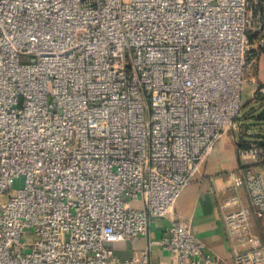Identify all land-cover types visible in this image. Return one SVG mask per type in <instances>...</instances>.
Returning <instances> with one entry per match:
<instances>
[{"label": "built area", "instance_id": "obj_1", "mask_svg": "<svg viewBox=\"0 0 264 264\" xmlns=\"http://www.w3.org/2000/svg\"><path fill=\"white\" fill-rule=\"evenodd\" d=\"M262 50L264 0H0V264H218L177 218L112 243L148 240L228 131L233 264H264V143L239 121Z\"/></svg>", "mask_w": 264, "mask_h": 264}, {"label": "crops", "instance_id": "obj_2", "mask_svg": "<svg viewBox=\"0 0 264 264\" xmlns=\"http://www.w3.org/2000/svg\"><path fill=\"white\" fill-rule=\"evenodd\" d=\"M264 61V50L257 54L254 74L257 82L264 83L263 73L260 71V61ZM252 83V82H251ZM263 105V106H262ZM261 107V108H259ZM264 95L256 94L244 102L242 101L241 116L245 122L247 138L254 140L264 139ZM258 108V110H256ZM258 128V130L255 129ZM234 134L220 137L206 160L200 166L198 173L190 180L176 201L173 210L164 217L153 218L150 222L148 240L137 237L133 241L112 243L116 253L121 258L138 255L147 245L149 239L159 238L170 224L171 219L177 218L189 224L193 234L205 244V250L219 258L218 264H233L234 244L228 238L220 211V203L232 192L228 172L234 170L239 163ZM242 200L248 202L246 195L241 192ZM253 229L264 240V217L257 219ZM255 219V221H257ZM150 264H174L175 258L160 246L154 244L149 247Z\"/></svg>", "mask_w": 264, "mask_h": 264}, {"label": "rangeland", "instance_id": "obj_3", "mask_svg": "<svg viewBox=\"0 0 264 264\" xmlns=\"http://www.w3.org/2000/svg\"><path fill=\"white\" fill-rule=\"evenodd\" d=\"M254 63L257 65L256 62H254ZM255 64H253V65L251 64V67L250 68L247 67L245 69V73H244V77H243L244 82L242 84V89H241V100L243 102L251 97V95L253 93V90H254V85L251 83L250 80L252 79V76L255 75L254 74L255 73L254 70H256ZM259 66H260V71L263 73V68H264V61H263V59H261ZM259 108H261V107H259ZM256 110H258V108H256ZM241 113L242 112H240L239 121L241 122L242 128L246 130V128H245L246 126H244V125H246V123L245 122H242ZM255 125H262V129H263L264 128V120H263V122L261 124L260 123H254L252 125V127H251V130L254 129V126ZM255 129L258 130L257 127H255ZM225 135L228 136V137H230V136H232V132L231 131H228V132L225 133ZM23 181H24V177L23 176H19V177L15 178V180L13 182V187L14 188L22 187ZM257 222H258V220L255 221V223H257Z\"/></svg>", "mask_w": 264, "mask_h": 264}, {"label": "trees", "instance_id": "obj_4", "mask_svg": "<svg viewBox=\"0 0 264 264\" xmlns=\"http://www.w3.org/2000/svg\"><path fill=\"white\" fill-rule=\"evenodd\" d=\"M262 143H264V139L263 140H260Z\"/></svg>", "mask_w": 264, "mask_h": 264}]
</instances>
